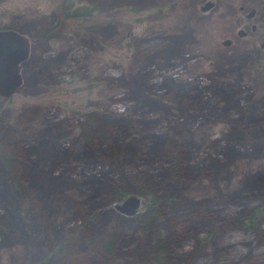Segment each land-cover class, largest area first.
Here are the masks:
<instances>
[{
	"label": "rangeland",
	"instance_id": "374dc122",
	"mask_svg": "<svg viewBox=\"0 0 264 264\" xmlns=\"http://www.w3.org/2000/svg\"><path fill=\"white\" fill-rule=\"evenodd\" d=\"M204 1L0 0V29L33 40L21 85L0 97L6 222L43 231L57 210L63 230L45 248L0 231V264H141L159 240L158 264H264V0ZM8 157L24 178L13 188ZM114 185L139 196L135 214L113 209ZM127 244L134 255L118 256Z\"/></svg>",
	"mask_w": 264,
	"mask_h": 264
},
{
	"label": "trees",
	"instance_id": "16d2710c",
	"mask_svg": "<svg viewBox=\"0 0 264 264\" xmlns=\"http://www.w3.org/2000/svg\"><path fill=\"white\" fill-rule=\"evenodd\" d=\"M261 128H264V126L257 128V130H259ZM106 129L104 131H102L99 135H97L98 137L92 136L90 134L83 135L85 142L92 144L93 142L97 141L99 138L100 139L104 138L107 134ZM128 153H129V151H128ZM2 158H4L3 155L1 156V159ZM12 160L14 163L15 160L13 158L8 157V158L4 159V161L2 160V165L5 168H7L8 169L7 171L10 172L11 175L14 177V182H16V185H12V188H13L14 186H18L19 180L21 181V179H24V178L21 177L20 175H17V174L15 175L14 170H13V166H12L13 165ZM101 177L103 178V180L100 183H104V185L106 186L107 185V174L103 172ZM135 180H136V178H132L133 182H135ZM7 184H9V183H6V180H3V181L0 180V204H2L1 205L2 206L1 212H0V215H1L0 216V231H1V233H3V238H5V235H6L13 244H19L22 242H26L29 245L32 238L36 235H39V242L43 248L53 247V246L59 244L60 239H62L61 236H62L63 230L57 228L58 225L56 224V215L58 213H60L57 210H53L52 216L51 217L48 216V222L40 227L41 229L42 228L44 229L43 231L40 229L34 231V228H35L34 220L26 217V215L25 216L22 215L21 219H23L24 225L27 226L29 231L26 230L25 232H16L14 230L15 224H13V222H12V226H10L6 222L7 217H6V213L4 212L3 208H5L6 212L8 210L9 213H13V204L12 203H13V199H14V196H11V194H7ZM153 186H154V188H156L155 184ZM112 191H113L114 195H116V197H117V198L114 197L115 199H120V198L124 197L125 195H127V193H128V191L126 189L122 188L120 185H114L112 188ZM134 193L140 194L142 192L139 188L138 190L135 189ZM9 199L12 203L8 202ZM155 200L157 202V199H155ZM156 202L153 201V207H156L158 205V203H156ZM8 206H11V208H9ZM80 207L81 208H78L80 215L78 217H76V220L78 221V223H85L86 224L88 219L91 216V212H93V211L90 209H88V211H86L84 206H80ZM254 207H255V208H253L254 209V213H253L254 216H257L261 213H264V203H263V205L259 204V205H256ZM23 212H25V211H23ZM14 214H15V212H14ZM250 216H251V213H250ZM84 217L85 218L87 217V219H84ZM152 218H154V217H152ZM152 218H149L147 220V223H149L152 220ZM249 218H248V220H249ZM11 221H12V219H11ZM45 226L47 228H45ZM98 226H99V223L86 224V231H84L83 233L88 235V236L92 235V234H97V232L99 231ZM8 227H10V229L7 230V232H6V228H8ZM76 227H77V225L74 226V228L72 229V232H74V233L76 232L75 231ZM30 231L32 232V236H31L30 240L28 241L26 239H28L30 237ZM103 235H104V233H103ZM1 239H2V236L0 238V242H1ZM90 241L91 240L88 241V244L90 243ZM73 242L75 244L78 243V239H77L76 235H74L72 237V239L70 241V245H65L63 247V251L66 254V257H67V255H70V251L74 250ZM116 242H117V239H110L106 242H102L100 245H102V251L104 252V254L110 252V249L115 247ZM163 245H164V241H161V240L157 241L156 247L154 248V251L156 252V254L152 258H145L141 264H158L157 258L165 255V252H167V249H168L167 245H165V246H163ZM118 250H119L118 256H123V257L133 256L135 253V250L133 249L132 246H129V244L126 245L125 250L122 248H119ZM109 256H111V255H109Z\"/></svg>",
	"mask_w": 264,
	"mask_h": 264
},
{
	"label": "water",
	"instance_id": "95a60500",
	"mask_svg": "<svg viewBox=\"0 0 264 264\" xmlns=\"http://www.w3.org/2000/svg\"><path fill=\"white\" fill-rule=\"evenodd\" d=\"M213 5L211 0L204 1L199 6V11H206ZM253 9L245 15L250 18ZM239 35L241 31L237 32ZM32 38L26 33L12 28L0 29V97H9L22 83L21 64L29 58ZM226 44L227 42H223ZM139 205V196L135 194L125 195L120 203H114L113 209L124 215L130 216L136 213Z\"/></svg>",
	"mask_w": 264,
	"mask_h": 264
},
{
	"label": "flooded vegetation",
	"instance_id": "af4514ba",
	"mask_svg": "<svg viewBox=\"0 0 264 264\" xmlns=\"http://www.w3.org/2000/svg\"><path fill=\"white\" fill-rule=\"evenodd\" d=\"M252 16H253V15H252ZM252 16H251V17H252ZM251 17H250V18H251ZM250 18H245V19L247 20V19H250ZM249 30H250L251 32H253V31L255 30V25H254L253 23H250V24H249ZM23 63H24V62H23ZM23 63H22V64H23ZM22 64H21V67H22Z\"/></svg>",
	"mask_w": 264,
	"mask_h": 264
}]
</instances>
